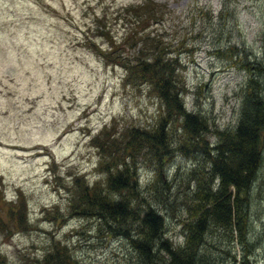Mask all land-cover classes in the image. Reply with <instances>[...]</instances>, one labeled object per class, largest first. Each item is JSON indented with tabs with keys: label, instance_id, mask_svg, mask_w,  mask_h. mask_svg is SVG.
I'll return each mask as SVG.
<instances>
[{
	"label": "rangeland",
	"instance_id": "obj_1",
	"mask_svg": "<svg viewBox=\"0 0 264 264\" xmlns=\"http://www.w3.org/2000/svg\"><path fill=\"white\" fill-rule=\"evenodd\" d=\"M142 1L0 0V255L7 264H32L53 241L66 243L81 264H135L123 238L101 233L94 217L74 212L69 203L75 176L91 184L106 174L90 136L113 120L118 129L150 126L162 111L150 85L140 77L133 82L125 68L144 30L179 60L185 106L203 110L220 128L236 122L245 74L219 55L217 43L236 46L241 57L260 56L264 0H148L139 9L126 7ZM224 1L229 12L218 21ZM148 6L153 20L125 36L134 15ZM191 162L175 153L161 164L163 177L174 174L175 165L181 169L175 173L180 185L173 207L161 210L164 234L174 245L182 243V224L191 218L188 197L195 183L184 187ZM151 163L138 160L141 185L150 181ZM257 172L249 242L233 229L212 225L206 243L213 247L205 262L241 264L249 249L248 264H264V162ZM19 199L25 216L14 223L8 207Z\"/></svg>",
	"mask_w": 264,
	"mask_h": 264
},
{
	"label": "trees",
	"instance_id": "obj_2",
	"mask_svg": "<svg viewBox=\"0 0 264 264\" xmlns=\"http://www.w3.org/2000/svg\"><path fill=\"white\" fill-rule=\"evenodd\" d=\"M152 8L148 6L134 15V22L128 27L129 36L146 27V21L153 20L149 11ZM227 8L224 1L216 13L218 21L225 18ZM221 33L217 31L216 37L220 39ZM159 39L144 30L138 37L141 43L136 55L125 68L133 82L140 77L139 81L150 85L162 111L150 126L125 124L118 129L113 120L90 137L102 154L99 167L104 166L106 174L91 184L82 183L75 176L76 193L69 205L80 215L94 217L101 233L123 238L136 257L135 264H210L204 257L212 251L211 242L206 243L212 225L233 229L245 244L249 242L250 193L264 162V32L260 56L241 57L236 46L217 43L219 55L231 60L245 74L237 92L236 122L221 128L203 110L185 106L186 88L176 72L179 60L168 54L171 49L159 44ZM175 153L192 158L185 171L184 187L188 188L191 182L195 185L192 193L189 191L191 218L182 224L183 241L174 245L164 234L161 210L173 207L180 185L175 173L181 169L175 165V173L163 177L167 170L162 171L161 164L169 162ZM144 157L152 162V176L141 185L137 167L138 160ZM9 206V219L20 223L25 216L24 202L19 199ZM247 250L242 253L241 264H248ZM0 264H7L1 255ZM32 264L81 263L66 243L53 241Z\"/></svg>",
	"mask_w": 264,
	"mask_h": 264
}]
</instances>
